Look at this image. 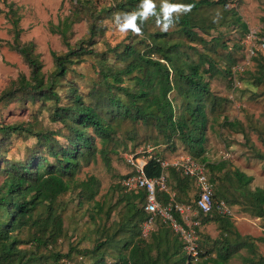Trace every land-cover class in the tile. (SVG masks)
Listing matches in <instances>:
<instances>
[{
    "label": "rangeland",
    "instance_id": "obj_1",
    "mask_svg": "<svg viewBox=\"0 0 264 264\" xmlns=\"http://www.w3.org/2000/svg\"><path fill=\"white\" fill-rule=\"evenodd\" d=\"M10 1L15 2L14 8L20 15V40L35 43L45 79L55 70L52 51L63 54L79 44L94 48V54L84 55L81 62L70 64L65 76L57 78L54 89L61 97V104L70 101L74 90L91 103L93 99L90 91L98 85L101 69L113 71L123 67L129 59H122L118 55L125 44L132 43L137 49L145 51L156 33H160L158 37L164 40L180 43L184 51L192 53L193 58L188 61L192 66L201 62L199 54H195L200 51L213 57L219 68L231 67L230 73L210 75L204 72L211 91L223 99L215 107L211 104L207 107L209 120L205 132V151L201 156L191 153L178 136L172 142H166L151 123L113 120L116 127L113 138L105 146L110 164L104 160L101 152L90 161L82 162L70 182L69 190L54 203L64 220V233L57 244L48 247L38 245L32 236L35 226L26 225L19 229L24 240L30 239L21 246L36 251L37 259L32 264H95L97 260L112 264L127 253L125 242L131 239L137 229H141L142 219L137 209L143 211L141 200L128 192L122 182L131 170L129 155L145 157L151 153L173 161L182 152L199 161H203V157L211 162L226 160L228 169L238 168L253 175V180L248 184L250 189L264 187V159L256 154L258 150L264 152V78L259 81L254 60L257 55H264V50L258 49L251 56L248 48L251 43L259 46L264 41V0H226V3L201 7L199 14L205 22L194 28L198 34L195 38L184 34L174 19L183 14L191 0H151L152 8L157 11H150L144 27L136 32L131 29L120 31L121 26L129 20L128 13L116 16L96 14L101 8L121 0H83L86 11L80 9V19L69 28L66 39L54 27L74 10L76 0H0V95L4 91H15L12 96L0 101V125L21 123L32 126L36 131L54 129L66 134L63 123L50 118L55 100L41 97L33 99L24 90L22 76L31 79V68L23 56L10 46L15 36L14 15L9 11L8 4ZM145 3L146 0L143 6ZM170 8L178 10L169 12ZM89 11L95 13L94 17ZM233 11L247 23L248 30L236 22ZM251 31L254 32L253 36H250ZM217 38L219 44H216ZM201 63L202 68L208 67V62ZM240 65L243 68L237 69ZM124 84L133 88L136 86L129 76L125 77ZM170 95L173 97L177 92L173 90ZM183 103L182 98L177 96V111ZM225 116L240 120L242 129L224 126ZM58 138L66 143L63 135ZM96 142L100 149L101 138L96 137ZM37 147V138L27 132L0 134V166L5 165L7 160H24ZM220 173L221 176L211 171L215 177V181L212 180L215 199L224 198L225 193L231 200L236 196L241 198L237 183L223 178V172ZM91 175L97 178L94 188L81 184ZM5 177L6 173L0 172V184ZM191 180L188 188L181 189L183 201H194L198 196L197 184L194 179ZM128 195L134 206L132 209V205L128 204ZM229 206L233 211L232 220L239 231L253 236L264 235L263 218L244 211L240 203ZM132 210L136 214L133 218ZM47 211L48 202L44 201L34 210V218L45 215ZM204 217V213L197 215L202 223L198 227L202 251L206 245L204 236L215 237L219 233L217 224L214 221L205 222ZM161 223L158 220L157 226ZM98 244L99 248L95 249ZM258 246L264 254V242L258 241ZM229 264H241V259L232 257Z\"/></svg>",
    "mask_w": 264,
    "mask_h": 264
},
{
    "label": "trees",
    "instance_id": "obj_2",
    "mask_svg": "<svg viewBox=\"0 0 264 264\" xmlns=\"http://www.w3.org/2000/svg\"><path fill=\"white\" fill-rule=\"evenodd\" d=\"M76 1L74 10L54 27L64 39L67 38V32L72 24L80 19V9L86 11V3L83 0ZM144 1L121 0L101 8L96 14L116 16L128 13V19L135 17L136 28L141 29L147 21V16L143 15ZM219 2L226 3V0H191L183 14L175 16L174 19L178 21L180 30L184 34L195 38L198 34L194 28L204 21L199 14L200 8ZM8 4L9 11L14 15L15 35L10 46L23 56L31 68V79L22 76L24 90L33 99L41 97L55 100L50 118L54 122L63 123L67 129V133L63 134L62 131L54 129L36 131L32 126L21 123L0 125V134L27 132L37 138V149H33L24 160H7L5 165L0 166V172L6 173L4 181L0 184V264H32L37 259L36 251L21 246L30 239L24 240L19 234V229L26 225L35 226L32 236L38 245L48 247L57 244L64 233V220L54 203L61 194L69 190L70 182L82 162L90 161L101 152L104 160L110 164L105 146L113 138L112 133L116 128L113 120L128 119L144 124L151 123L157 127L166 142H172L174 137L178 136L191 153L201 156L205 151V132L209 120L207 107L210 104L215 107L219 100L223 99L211 91L204 72H209L210 75L230 73L231 67L219 68L213 57L200 51L195 54H199L201 62H208V67L202 68L200 61L192 66L188 62L193 58L192 53L184 51L180 43L164 40L158 37L160 33H156L155 36L151 35L153 41L148 44L145 51L137 49L132 43L125 44L118 55L122 59H129L123 67L113 71L101 69L98 85L90 91L93 99L91 103L74 90L70 101L61 104V97L54 89L57 78L65 76L70 64L81 62L84 55L94 54V48L79 44L63 54L52 51L55 70L45 79L43 64L39 53L35 51V43L20 40L22 28L19 25L20 15L14 8L15 2L10 1ZM151 11L155 12L157 9L152 8ZM88 13L93 17L95 15L92 11ZM233 13L236 22L248 30L247 23L242 21L236 11ZM215 40L216 44L220 43L218 38ZM155 53L158 55L155 56ZM254 60L258 79L261 81L264 78V55H257ZM126 76L135 81L134 88L124 84ZM173 90L177 95L171 97ZM13 93L14 90L4 91L0 95V101L12 96ZM177 96H180L184 102L179 111L175 107ZM223 125L231 129H242L240 120L229 119L228 116H225ZM61 135L65 137L66 143L59 140L58 136ZM96 137L102 140L100 149ZM256 154L264 159V152L258 150ZM147 156L148 160L144 168L147 176L154 178L165 174L169 189L175 192L174 199L183 201L181 189L188 188L192 177L174 166L164 168L160 163V158L163 157L159 155L150 153ZM203 162H206L210 172L221 176L222 171L223 178L236 182L241 192V198L236 196L232 200L227 197V193L224 198L220 197L216 200L214 197L215 203L221 200L228 205L240 203L244 211L264 219V187L257 186L253 190L248 187L254 178L253 175L238 168L228 169L226 160L211 162L203 157ZM211 179L215 181L212 174ZM96 182L97 178L91 175L81 184H88L94 188ZM130 193H133V196L140 199L144 205V191ZM158 196L164 203L171 198L167 191H159ZM130 197L128 195V204L132 205ZM44 201L48 202V211L45 215L34 218V210ZM137 210L143 221L147 217L146 212L144 209ZM131 215L132 218L136 216L135 211L132 210ZM204 218L205 222L214 221L219 233L215 237L204 236L206 245L203 251L199 241L201 249L199 264H229L235 256L241 259V264H264V254L258 246V241L264 242V235L253 236L242 233L230 215L219 213L216 209L205 214ZM136 227L137 225L134 226ZM124 245L128 248L127 253L112 264H127L128 260L133 264H185L186 261V253L178 234L164 223L156 225L149 238L142 237L140 229H137ZM99 246L100 244L96 245L95 249ZM95 264L108 263L97 260Z\"/></svg>",
    "mask_w": 264,
    "mask_h": 264
},
{
    "label": "built area",
    "instance_id": "obj_3",
    "mask_svg": "<svg viewBox=\"0 0 264 264\" xmlns=\"http://www.w3.org/2000/svg\"><path fill=\"white\" fill-rule=\"evenodd\" d=\"M254 32L251 31L250 36ZM251 56L256 54L258 49L264 50V41L259 46L251 43L248 47ZM243 65L237 66L242 69ZM128 160L131 164V170L125 175L122 182L124 187L131 192H145V203L143 209L147 217L141 223V236L149 238L151 232L156 228L157 221L170 227L178 234L182 241L183 249L186 253L185 264H197L200 257L199 241L200 234L198 227L201 226V220L197 218L199 213L208 214L213 210L219 213L232 216L233 211L224 201L215 203L214 201V182L211 179L206 162L199 161L191 155L184 153L177 154L173 161L160 158V163L164 168L174 166L184 174L192 177L198 187V196L194 201L180 202L174 199V193L168 187L165 174L159 177H149L145 173V165L148 157H135L129 155ZM167 191L171 198L167 203L159 199L158 192ZM127 264H133L130 260Z\"/></svg>",
    "mask_w": 264,
    "mask_h": 264
},
{
    "label": "clouds",
    "instance_id": "obj_4",
    "mask_svg": "<svg viewBox=\"0 0 264 264\" xmlns=\"http://www.w3.org/2000/svg\"><path fill=\"white\" fill-rule=\"evenodd\" d=\"M153 5H152V2L151 0H146V3H145V6H144V12H143V15L147 16L148 13L151 11ZM178 9L177 8H170L168 9L169 12L171 11H177ZM128 29H131L132 31L136 32L137 31V28H136V25H135V17H131L127 23L123 26H121V29L120 31L121 32H124V31H127ZM144 156H147V155H144ZM148 157V156H147ZM145 170V169H144ZM147 175V174H146ZM128 192H131V191H128Z\"/></svg>",
    "mask_w": 264,
    "mask_h": 264
},
{
    "label": "crops",
    "instance_id": "obj_5",
    "mask_svg": "<svg viewBox=\"0 0 264 264\" xmlns=\"http://www.w3.org/2000/svg\"><path fill=\"white\" fill-rule=\"evenodd\" d=\"M174 192V191H173ZM134 194H136V193H134ZM171 194V193H170ZM178 193H176V195H177ZM174 197H175V193H174ZM162 201V200H161ZM180 202H185V201H180Z\"/></svg>",
    "mask_w": 264,
    "mask_h": 264
}]
</instances>
